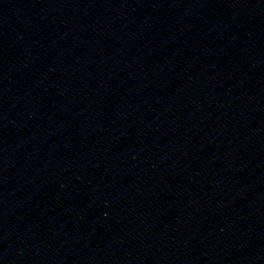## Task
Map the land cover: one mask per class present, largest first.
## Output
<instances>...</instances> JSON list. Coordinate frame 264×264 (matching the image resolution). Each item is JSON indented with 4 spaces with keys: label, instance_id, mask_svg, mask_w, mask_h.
<instances>
[{
    "label": "water",
    "instance_id": "95a60500",
    "mask_svg": "<svg viewBox=\"0 0 264 264\" xmlns=\"http://www.w3.org/2000/svg\"><path fill=\"white\" fill-rule=\"evenodd\" d=\"M0 264H264V0H0Z\"/></svg>",
    "mask_w": 264,
    "mask_h": 264
}]
</instances>
